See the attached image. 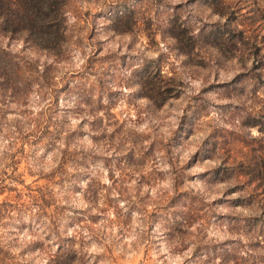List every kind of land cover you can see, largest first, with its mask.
Segmentation results:
<instances>
[{
    "label": "rangeland",
    "instance_id": "1",
    "mask_svg": "<svg viewBox=\"0 0 264 264\" xmlns=\"http://www.w3.org/2000/svg\"><path fill=\"white\" fill-rule=\"evenodd\" d=\"M225 1L232 23L250 21L254 0ZM67 7L65 61L46 70L45 86L32 82L16 104H2L0 173L34 186L47 182L38 174L62 167L69 181L54 185L59 229L87 233L84 264H260L243 253L239 228L229 223L247 210L230 206L235 192L206 171L218 161L192 155L199 142L214 152L240 148L230 139L245 130L228 112L246 107L243 81L231 80L237 62L215 60L209 45L224 17L201 0H67ZM148 60L178 83L160 105L136 93L134 69ZM23 183H9L16 189L0 200L26 191ZM196 191L204 200H194ZM183 200L194 207L187 225L173 214Z\"/></svg>",
    "mask_w": 264,
    "mask_h": 264
},
{
    "label": "trees",
    "instance_id": "2",
    "mask_svg": "<svg viewBox=\"0 0 264 264\" xmlns=\"http://www.w3.org/2000/svg\"><path fill=\"white\" fill-rule=\"evenodd\" d=\"M201 1L224 17L220 23H213L209 45L215 60L224 58L237 62L231 80L240 76L243 81L242 103H246V107L239 114L233 109L228 112L237 122L234 125L245 130L241 139H230L232 145L238 143L240 148L226 146L224 151L214 152L199 142L192 155L200 154L218 161L206 169L207 173L212 180L227 183L228 193L235 192L229 197L230 206H242L247 210L246 214L233 213L229 220L233 230L239 228L241 239L235 242L246 256H254L261 264L264 263V0L252 2L256 7L253 16H248L247 24L231 22L229 14L232 10H228L230 6L225 0ZM233 9L237 14H243L239 11L240 6ZM68 11L67 0H0V109L2 104L11 101L16 104L21 100L25 94L22 90L30 83L45 86L46 70L51 64L53 67V64L65 61L70 50ZM254 16H257L258 24H253ZM13 41L21 44L19 49L11 48ZM25 50L43 53L49 61L39 62L36 57L27 56ZM149 64H152L151 68H148ZM29 70L38 76L32 79L26 74ZM134 75L136 93L156 105L177 95L178 83L169 81L170 77L161 72V64L155 60L145 61L135 68ZM65 84L68 86L67 82ZM56 137L48 144L53 145ZM61 149L64 151V147ZM63 174L66 175L62 167L38 174L47 182L30 186L17 174L4 176L0 173V193L15 190V186L9 184L13 181L23 183L26 189H18L12 201L0 200V264L86 263L90 256L83 244L87 233H66L59 229L61 216L54 204L57 193L54 185L57 183L60 189L69 181ZM54 175L59 179L53 180ZM196 194L195 201L198 197L203 199V194L197 191ZM180 204L183 206L173 213L174 220L187 225L194 207L190 200ZM24 227L27 231L20 234ZM36 230L39 232L35 233ZM241 262L232 258L226 264Z\"/></svg>",
    "mask_w": 264,
    "mask_h": 264
}]
</instances>
